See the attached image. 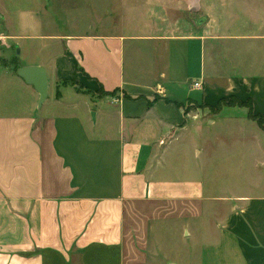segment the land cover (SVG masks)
<instances>
[{"label":"crops","instance_id":"1","mask_svg":"<svg viewBox=\"0 0 264 264\" xmlns=\"http://www.w3.org/2000/svg\"><path fill=\"white\" fill-rule=\"evenodd\" d=\"M41 6L0 0V264H264V0Z\"/></svg>","mask_w":264,"mask_h":264},{"label":"rangeland","instance_id":"2","mask_svg":"<svg viewBox=\"0 0 264 264\" xmlns=\"http://www.w3.org/2000/svg\"><path fill=\"white\" fill-rule=\"evenodd\" d=\"M41 4H42V6H41L42 11H44L43 12L44 13V16H43L44 20L46 21V20H49L50 18H54L58 23V26H57L58 31L68 30L66 24L71 19L78 18V20H71V24L73 26H77V27H78V25H80L81 23L84 22V20L81 19V17L84 16L83 12H81V10L83 9L82 8V0H56V1L55 0H41ZM73 11H75V12H73ZM89 15H90V13H88V16ZM74 29H78V28H74ZM27 58L32 59L33 56L32 57H26V59L22 58V62H24V63L27 62ZM69 91L70 90L66 91L65 89H63V91H61V93L63 94V100L72 101V100L77 99L78 95L75 94V92H69ZM69 95H73V96L70 97ZM228 101H229V99H227L226 101H223V103H227ZM43 107H44L43 108L44 111L46 110V112H47L50 110L52 112H55V114H73V112L81 114V112H79V110H73L72 108H67L64 106H59V107L55 106V104L52 102L51 97L48 98V100L45 102ZM93 112L94 111H91V113H90L91 119H92V113ZM176 238L177 237L174 236V234H171L168 236V240L171 243H176L175 242Z\"/></svg>","mask_w":264,"mask_h":264},{"label":"water","instance_id":"3","mask_svg":"<svg viewBox=\"0 0 264 264\" xmlns=\"http://www.w3.org/2000/svg\"><path fill=\"white\" fill-rule=\"evenodd\" d=\"M17 74L39 94L38 106H41L48 96V79L45 69L36 65L18 67ZM92 119L95 120L94 113H92Z\"/></svg>","mask_w":264,"mask_h":264},{"label":"trees","instance_id":"4","mask_svg":"<svg viewBox=\"0 0 264 264\" xmlns=\"http://www.w3.org/2000/svg\"><path fill=\"white\" fill-rule=\"evenodd\" d=\"M228 105H241V104H247L249 106V115L251 118H253L256 123L258 124V126L264 130V116L261 114H253L251 112V104L250 101H248L247 103H242L241 101H239L237 98L235 97H230L229 101L227 102Z\"/></svg>","mask_w":264,"mask_h":264},{"label":"built area","instance_id":"5","mask_svg":"<svg viewBox=\"0 0 264 264\" xmlns=\"http://www.w3.org/2000/svg\"><path fill=\"white\" fill-rule=\"evenodd\" d=\"M200 86H201L200 82H194L193 83V87H195V88H198Z\"/></svg>","mask_w":264,"mask_h":264}]
</instances>
